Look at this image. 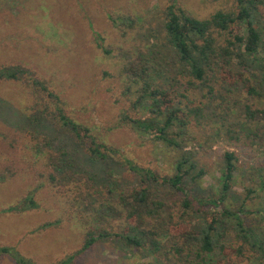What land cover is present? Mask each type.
<instances>
[{
    "label": "trees",
    "instance_id": "obj_1",
    "mask_svg": "<svg viewBox=\"0 0 264 264\" xmlns=\"http://www.w3.org/2000/svg\"><path fill=\"white\" fill-rule=\"evenodd\" d=\"M160 9L158 28L146 32V49L131 46L129 53H137L140 59L165 56L168 67L163 80L165 78L167 83L153 77L149 66L147 69L137 65L131 55L121 75L127 81L130 77L131 83L142 85L137 90L136 105L146 111L142 117L132 119L136 129L156 137L177 152L174 171L170 174L138 164L124 156L120 148L99 141L90 126L66 111L61 96L33 69L22 64L0 66V81H16L28 92L31 121L51 120L61 131L85 142L93 157L123 156L128 168L139 178L138 184L117 195L112 188L96 185L80 175L63 180L57 172L63 165L62 157L50 147L51 139L47 134L30 129L5 132L4 139H8L3 141L2 152L13 156L2 158L0 183L27 177L34 184L15 203L0 208V214L37 209L41 206L40 194L50 189L53 197L65 203L67 211L73 212L75 208L86 225L81 248L53 264H77V255L98 239L110 236L120 237L132 249H146L154 259L139 264H159L161 259L167 264H180L181 260L191 261V264H242L229 262L230 250L247 261L246 264H264V193L261 192L264 176L244 186L243 197L236 202L231 194L238 170L234 151H226L222 156L218 191L213 197L202 200L201 205L208 207L184 214L189 215V225L182 233H177L171 202L157 198L152 188V184H160L161 189L165 185L168 189L165 196H176L184 191V178L200 166L198 150L188 147L189 142L196 139L190 132L195 128L205 129L210 125L231 140L244 137L262 146L264 0H234L232 8L219 9L206 18L191 15L178 0H171ZM134 22L126 15L113 18V23L119 27L121 24L133 27ZM94 39L107 54L111 53L99 32H94ZM125 54L128 60V50ZM138 68L140 73L135 72ZM230 88L239 89L259 105L246 103L242 114L232 106L223 107V91ZM203 174L204 169L200 168L196 176ZM182 204L185 211L192 209L186 196ZM163 222L167 225L164 231L160 229ZM58 223L59 220H55L42 227ZM167 242H171L169 248L165 246ZM0 254L10 256L17 264H38L14 246L0 245ZM215 254V259L208 261V257Z\"/></svg>",
    "mask_w": 264,
    "mask_h": 264
},
{
    "label": "rangeland",
    "instance_id": "obj_2",
    "mask_svg": "<svg viewBox=\"0 0 264 264\" xmlns=\"http://www.w3.org/2000/svg\"><path fill=\"white\" fill-rule=\"evenodd\" d=\"M170 3L171 0H0V66L22 64L33 69L61 96L66 111L90 126L99 141L120 148L124 156L138 164L170 174L174 171L177 152L156 137L136 129L132 119L142 117L146 111L136 105L137 90L142 85L131 83L130 77L127 81L121 75L131 55L137 65L149 66L153 77L167 83L165 78L163 80L168 67L165 56L140 59L137 53H129V49L131 46L146 49L147 30L158 28L160 8ZM178 3L197 18H206L219 9L228 10L234 6V0H178ZM121 15L135 20L134 26L115 25L113 18ZM95 31L104 38V46L111 53L107 54L97 45ZM140 71V68L135 69L137 73ZM223 93V107L232 106L240 114L246 103L259 105L237 88ZM30 102L24 86L13 80L0 81V164L7 155L13 156L2 152L3 141L8 139H4L5 132L30 129L50 137V147L62 157L63 165L57 172L63 180L80 175L96 185L112 188L116 195L139 183L138 176L128 168L123 156L93 157L85 142L61 131L51 120L31 121ZM216 131L210 125L190 131L196 139L191 140L188 147L198 150L201 159L199 168L184 178V191L176 196H165L168 190L165 185L161 189L160 184H152L157 198L171 202L177 233L187 230L189 225V215L184 214L206 209L208 206L201 205L202 200L213 197L218 191L219 169L226 151H234L238 157L237 180L231 193L236 202L241 201L244 186L264 176V142L259 147L252 144L251 139L231 140ZM200 168L204 169V174L196 176ZM33 184L27 177L0 183V208L15 203ZM49 191L39 192L41 206L37 209L0 214V245L14 246L38 264H53L78 251L86 231L77 210L72 207L73 212L67 211L65 203ZM185 196L192 203L190 211H185L182 204ZM169 213L168 210L166 221ZM55 220L59 223L42 227ZM165 227L164 222L160 224L162 231ZM170 245L171 242L165 243L167 248ZM215 256H209L208 261ZM153 260L146 249H132L116 236L98 239L76 257L77 264H139ZM228 260L247 263L232 250L228 252ZM184 261L179 263L191 264V261ZM158 262L167 264L164 259ZM0 264L17 263L10 256L0 254Z\"/></svg>",
    "mask_w": 264,
    "mask_h": 264
}]
</instances>
